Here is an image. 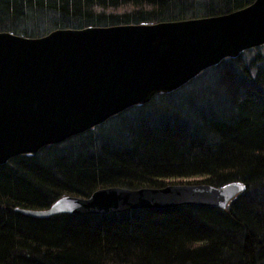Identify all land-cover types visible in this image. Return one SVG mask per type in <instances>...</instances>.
Segmentation results:
<instances>
[{
	"label": "trees",
	"instance_id": "16d2710c",
	"mask_svg": "<svg viewBox=\"0 0 264 264\" xmlns=\"http://www.w3.org/2000/svg\"><path fill=\"white\" fill-rule=\"evenodd\" d=\"M253 1L0 0V32L38 37L57 28L181 20ZM245 51L173 92L0 165V264H264V56L249 66ZM205 76L217 85L211 97L193 112L174 108L160 119L168 95ZM199 176L197 183L245 187L226 208L179 204L49 217L15 210L48 208L59 196L102 187L156 188L173 183L168 178Z\"/></svg>",
	"mask_w": 264,
	"mask_h": 264
},
{
	"label": "water",
	"instance_id": "95a60500",
	"mask_svg": "<svg viewBox=\"0 0 264 264\" xmlns=\"http://www.w3.org/2000/svg\"><path fill=\"white\" fill-rule=\"evenodd\" d=\"M264 44V0L224 14L62 28L38 37L0 32V165L88 130L131 105L173 92L226 57ZM245 184L108 186L62 195L29 217L103 214L194 204L226 208Z\"/></svg>",
	"mask_w": 264,
	"mask_h": 264
},
{
	"label": "rangeland",
	"instance_id": "374dc122",
	"mask_svg": "<svg viewBox=\"0 0 264 264\" xmlns=\"http://www.w3.org/2000/svg\"><path fill=\"white\" fill-rule=\"evenodd\" d=\"M243 61L246 63V65L249 66H255V64H249L252 60L256 59L258 54H261L264 56V44L259 45L258 47H252L248 48L245 53H243ZM257 67V66H256ZM255 67V68H256ZM203 76V75H202ZM193 85H189L187 88V85L180 88L177 92H174L171 95H168L167 98H170L172 102H169L167 106H165V111L163 110L164 105L166 104L165 101L160 102L158 105L159 110H163V115L160 116V119H164L167 113H170L171 109H177L181 113H185V109H188L190 111H195L197 108H199L203 104V99L206 97H211L212 93L214 92V89H216V86L214 84V81L208 77H203L202 80H200V83L194 87ZM185 88H187L185 90ZM180 96V97H179ZM214 97V96H213ZM154 120V119H153ZM152 120V121H153ZM119 124L118 122H116ZM128 123V122H123ZM94 134H98L99 131L93 130ZM202 177H188V178H168L166 179V182H173L174 184L177 183H187L188 181L191 183H197ZM196 181V182H194Z\"/></svg>",
	"mask_w": 264,
	"mask_h": 264
}]
</instances>
